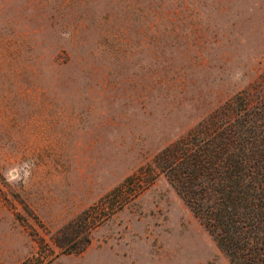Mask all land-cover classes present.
<instances>
[{
	"label": "rangeland",
	"instance_id": "obj_1",
	"mask_svg": "<svg viewBox=\"0 0 264 264\" xmlns=\"http://www.w3.org/2000/svg\"><path fill=\"white\" fill-rule=\"evenodd\" d=\"M261 89L264 0H0V264H231L163 172L114 189Z\"/></svg>",
	"mask_w": 264,
	"mask_h": 264
},
{
	"label": "trees",
	"instance_id": "obj_2",
	"mask_svg": "<svg viewBox=\"0 0 264 264\" xmlns=\"http://www.w3.org/2000/svg\"><path fill=\"white\" fill-rule=\"evenodd\" d=\"M161 172L231 264H264V89L226 100L114 192L128 201Z\"/></svg>",
	"mask_w": 264,
	"mask_h": 264
}]
</instances>
